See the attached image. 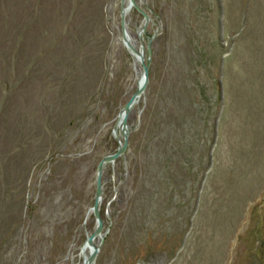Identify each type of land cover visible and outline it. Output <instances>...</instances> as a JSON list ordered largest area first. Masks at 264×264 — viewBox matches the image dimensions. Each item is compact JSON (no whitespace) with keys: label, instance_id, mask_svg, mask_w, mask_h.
Listing matches in <instances>:
<instances>
[{"label":"rangeland","instance_id":"obj_1","mask_svg":"<svg viewBox=\"0 0 264 264\" xmlns=\"http://www.w3.org/2000/svg\"><path fill=\"white\" fill-rule=\"evenodd\" d=\"M125 1L0 0V264H83L123 29L93 264H264V0Z\"/></svg>","mask_w":264,"mask_h":264},{"label":"water","instance_id":"obj_2","mask_svg":"<svg viewBox=\"0 0 264 264\" xmlns=\"http://www.w3.org/2000/svg\"><path fill=\"white\" fill-rule=\"evenodd\" d=\"M132 5H135L133 0H129L127 6H124L123 3L121 5L120 12H121V17H122V26L124 25V15L127 9L131 7ZM142 14L144 17V23H143L141 30H144L145 26H147V23L150 20V16L148 13H145L144 11H142ZM122 37H123V40L126 46L130 47L126 43V40H125L126 33L124 29H123ZM151 42H152V38L149 39V43H148L149 59H151V55H152ZM140 61L143 66V71L139 78L136 90L132 93V95L128 98V100L121 107L118 113V117L113 125L112 132L118 139V147L116 151L105 154L97 164L95 200H94L93 205L90 207V211L93 212L95 216L96 225H95L94 231L86 237L80 249V252H82L84 248L86 247L89 248V254L83 258V264H93L97 251H98V247L94 244V240L96 237L101 235V231H102V220L100 219L99 213H98L99 201L102 198V183H101L102 170L107 163H114L115 160L119 156H121L126 150L127 134H128V125H127L128 114L131 111L132 107L134 106L135 102L137 101L138 97H140L142 93L144 92L145 87H147V84L149 82L150 62L145 63L142 58H140ZM120 134L122 135L123 140H121Z\"/></svg>","mask_w":264,"mask_h":264},{"label":"bare ground","instance_id":"obj_3","mask_svg":"<svg viewBox=\"0 0 264 264\" xmlns=\"http://www.w3.org/2000/svg\"><path fill=\"white\" fill-rule=\"evenodd\" d=\"M126 1H127V0H126ZM126 1H125V3H124L125 6H127V4H128V3L126 4ZM129 10H131V7H129V8L127 9L126 13H127ZM125 40H126V43L131 47V49H130V47H129V50L131 51V53H132L133 55L137 56V58L140 60V58H142V54H141L142 51H141L140 54L137 53V52L135 51V49L130 45V43H129V39H128V36H127V35H126ZM139 99H140V97H138V99H137V101H136L135 103H137V102L139 101ZM100 202H101V199H100V201H99V204H100ZM102 236H103V234H101L100 236L96 237L95 240H96L97 238H101ZM95 240H94V241H95ZM86 249H89V248H88V247L84 248V250L80 253L81 255L84 254V255H83V258H84L85 256H87V254H85Z\"/></svg>","mask_w":264,"mask_h":264}]
</instances>
